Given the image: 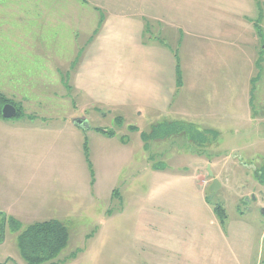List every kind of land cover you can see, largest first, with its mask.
<instances>
[{
  "label": "crops",
  "instance_id": "obj_1",
  "mask_svg": "<svg viewBox=\"0 0 264 264\" xmlns=\"http://www.w3.org/2000/svg\"><path fill=\"white\" fill-rule=\"evenodd\" d=\"M124 1L36 0L28 8L36 10L41 28L58 29L56 34H50L71 36L77 55L71 59L70 69L75 63L77 66L67 84L50 87L53 100L66 106L46 109L44 114L40 107L44 101L24 94L21 83L14 81L18 74L11 73L8 80H1L0 84H7V88L0 85L1 89L13 91V98L29 100L31 106L26 114L6 120L16 121L14 124L1 122L6 118L0 117V138L16 132V137L22 138V146L28 145L36 153L37 146L31 148L27 142L31 134L41 136L60 130L59 136L67 144L62 156L82 164L86 157L91 165L90 149L89 159L84 149L88 133L116 139L124 148L131 146V135L136 134L141 145L140 126L127 123L128 116L134 112L150 116L151 128L182 123L188 130L196 131L204 142L205 132L226 136L224 141L232 146V152H239L233 160L227 155L235 174L246 173L239 161L254 158L251 153L255 147L264 148V139L249 142L252 130L253 138L264 136V77L260 78L264 68V0H179L181 7L175 15L170 10L166 15L161 7H155L151 14L126 11ZM159 3L165 6L164 1ZM102 12L104 22L98 29ZM147 20H150V38L145 36ZM177 35H181L179 44ZM79 36L84 41L79 42ZM90 109L122 112L117 130H110L114 135L90 126L87 117ZM56 116H63L65 123L55 124ZM80 118L86 119L83 125L77 122ZM184 143L189 144V140ZM190 158L192 170L189 171L154 166L148 175L161 180L154 188L141 187V173L130 171L111 193V199L118 196L122 202L119 217L127 215L130 208H138L129 215L137 221L129 225L128 237L119 233L114 239H127L134 251L140 250L139 264H208L205 247L190 251V242L182 237L187 224L180 209L174 208H184L192 191L193 203L200 197L202 208L207 207L211 214L208 229L216 230L223 239V224L206 194V187L219 178L213 169L219 167L222 153L215 152L209 158L203 151ZM206 171L211 175L209 184ZM71 176L72 173L62 170L57 179L64 181ZM89 183L94 185L93 181ZM188 184L192 188L185 187ZM147 204L153 209L139 220L143 205ZM77 210L78 206L73 211L75 216ZM9 216L19 219L21 215ZM59 218L57 215L45 220ZM118 227L124 231L123 220ZM220 257L219 252L214 256L216 261Z\"/></svg>",
  "mask_w": 264,
  "mask_h": 264
},
{
  "label": "rangeland",
  "instance_id": "obj_2",
  "mask_svg": "<svg viewBox=\"0 0 264 264\" xmlns=\"http://www.w3.org/2000/svg\"><path fill=\"white\" fill-rule=\"evenodd\" d=\"M159 1H164L168 7ZM35 4L36 0H0V81L8 80L11 73L18 74L14 81L21 83L24 94L40 97L44 101L40 106L44 114L46 109L66 106L53 100L50 87H61L72 79L77 65L73 64L71 70V59L77 55V50L71 36L52 35L50 33L56 34L58 29L40 27L36 10L28 9ZM122 4L126 6V11L147 14H151L155 7H161L166 15L169 10L175 15L181 7L179 0H125ZM8 7L11 11H6ZM178 21L181 22V18ZM149 25L150 20H147V29ZM146 31L145 36L150 38L149 29ZM82 38L79 36V42L84 41ZM180 39L181 35H177L178 44ZM262 71L260 78L264 77V68ZM0 85L7 88L6 83ZM0 90L26 114V109L31 106L29 100L13 98V91ZM121 115L119 110L100 112L90 109L87 117L91 127L117 130L119 120L116 119ZM16 118H3L1 122L14 124L16 121L6 120ZM128 118L127 123L140 126L146 135L141 145L136 134L131 135V146L124 148L116 139H104L88 133L86 141L91 165L86 157L82 164L72 157L62 156L67 144L59 136L60 130L41 136L31 134L27 142L31 148L37 146L36 153L28 145L22 146V138L19 140L16 132H8L5 138H0V211L7 216L11 213L21 215L16 225L9 218L4 221L0 214V264H29L19 246L21 231L35 223L31 221L57 215L69 228L70 241L55 260L43 264H139L140 250L134 251L133 244L127 239H114L119 233L128 237L129 225L137 221L130 219L129 215L138 208H130L127 215L119 217L123 206L118 196L111 199L113 189L120 186L123 176L130 171L141 173V187L154 188L155 183L161 181L148 175L154 166L189 171L192 170L190 156L203 151L209 158L215 152L223 156L219 167L213 169L219 173L217 179L222 186L214 196H211L212 183L206 187L207 201L213 208L221 205L226 212L222 225L223 239L216 230L208 229L211 214L207 207L202 208L200 197L193 203V191L190 202H184V208L174 207L180 209L187 224L182 237L190 242V251L205 247L208 264H264V148L255 147L251 153L254 158L239 161L246 173L237 175L227 155L233 160L239 152H232V146L224 141L226 136L205 132L206 138L202 136L204 142L196 131L188 130L182 123L151 128L152 121L148 115L140 116L132 112ZM54 121L55 124L65 123L63 116H56ZM252 132L249 142L264 139L261 135L253 138L255 132ZM188 140L189 144H185L184 141ZM255 169L261 171L258 173ZM62 170L72 173L71 178L58 180ZM76 172L78 175H75ZM206 173L209 184L211 175ZM89 181H93L94 185H90ZM185 187L192 188V185ZM76 206L75 216L73 211ZM143 209L139 220L145 217V213H150L153 206L143 205ZM121 220L124 221V231L118 227ZM218 252L221 257L216 261L214 256Z\"/></svg>",
  "mask_w": 264,
  "mask_h": 264
},
{
  "label": "trees",
  "instance_id": "obj_3",
  "mask_svg": "<svg viewBox=\"0 0 264 264\" xmlns=\"http://www.w3.org/2000/svg\"><path fill=\"white\" fill-rule=\"evenodd\" d=\"M85 2L86 0H81ZM104 22V15L102 12V17L100 20L99 28ZM99 30L96 31L98 33ZM178 79L181 80L180 68H178ZM7 103H13L17 109L18 114L16 117H20L23 112L20 106L12 102L1 90H0V117L2 115V108ZM121 120V117L117 118ZM173 123H167L158 127L169 126ZM98 131H102L107 135H114L113 131L96 128ZM145 138L144 132L142 133V138ZM84 149L86 155L89 159V146L85 142ZM258 169L256 172H260ZM214 210L223 224L226 218L225 209L221 205L214 206ZM3 215V220L6 221L9 218L13 223H18V219L7 216L5 213L0 212ZM19 224V223H18ZM17 225V224H16ZM18 227V226H17ZM70 241V231L65 223L57 219L38 221L33 224H30L19 235V246L22 252L23 257L29 264H43L47 261L55 260L61 252L67 247Z\"/></svg>",
  "mask_w": 264,
  "mask_h": 264
},
{
  "label": "water",
  "instance_id": "obj_4",
  "mask_svg": "<svg viewBox=\"0 0 264 264\" xmlns=\"http://www.w3.org/2000/svg\"><path fill=\"white\" fill-rule=\"evenodd\" d=\"M17 114H18V109L12 103H7L2 108V115L6 119L13 118V117L17 116ZM77 122L79 124L83 125L86 122V119L85 118H80V119L77 120ZM220 187H221V183L219 182V180L217 178H214L213 182L211 184V192H212L211 196H214L216 191Z\"/></svg>",
  "mask_w": 264,
  "mask_h": 264
}]
</instances>
